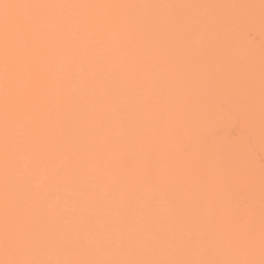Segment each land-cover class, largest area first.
Masks as SVG:
<instances>
[{
    "label": "snow or ice",
    "instance_id": "1",
    "mask_svg": "<svg viewBox=\"0 0 264 264\" xmlns=\"http://www.w3.org/2000/svg\"><path fill=\"white\" fill-rule=\"evenodd\" d=\"M257 24L264 0H0V264H264Z\"/></svg>",
    "mask_w": 264,
    "mask_h": 264
},
{
    "label": "bare ground",
    "instance_id": "2",
    "mask_svg": "<svg viewBox=\"0 0 264 264\" xmlns=\"http://www.w3.org/2000/svg\"><path fill=\"white\" fill-rule=\"evenodd\" d=\"M242 2H258V0H242ZM233 40L241 49L252 46L259 50L261 45L264 44V32L261 31L258 24L252 27L241 25L235 31ZM211 131L213 134H216L219 139H224L229 137L231 126L226 121H222L213 126Z\"/></svg>",
    "mask_w": 264,
    "mask_h": 264
}]
</instances>
